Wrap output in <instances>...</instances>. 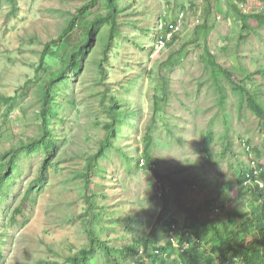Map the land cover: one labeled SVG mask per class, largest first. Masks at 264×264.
Here are the masks:
<instances>
[{
	"label": "rangeland",
	"instance_id": "374dc122",
	"mask_svg": "<svg viewBox=\"0 0 264 264\" xmlns=\"http://www.w3.org/2000/svg\"><path fill=\"white\" fill-rule=\"evenodd\" d=\"M86 1L17 0L13 9L7 0H0V91L16 98L9 115V104L0 101L3 152L39 133V88L46 78L44 71L60 65L67 46L54 47L53 57L46 58V68L37 73L40 55L46 44L58 38L70 14ZM124 3L126 9L118 16L121 35L104 62L105 79L96 64L103 59L100 44L107 25L93 35L94 47L84 58L81 74L68 71V84L60 86L57 96L64 103L66 119L59 136L65 142L44 170L46 181L31 184L41 173L42 151L23 153L16 161L19 168L12 191L0 207V264H68L69 256L90 244L83 218L91 206L87 198L92 191L104 194L96 198L106 210L101 223L106 229L101 232L103 239L116 246L130 242L132 235L123 232L121 217L125 216L136 221L138 235L155 230L158 241L165 243L168 224L155 223L163 208L158 198L162 181L157 173L169 176L163 179L169 197L167 218L180 222L185 215L176 201L180 187L170 179H188L182 199L195 210L202 208L198 214L203 219L212 220L217 211L205 210L206 198L218 195L221 188L231 190L232 197L228 196L236 198L239 169L248 168L251 158L264 168V130L259 118L225 77L217 81L206 54L209 50L217 62L233 71L235 80L246 79L247 87L264 103V26L252 19L254 29L242 39L238 11L264 10V0H249L237 10L227 0H122ZM180 11L186 15L183 30L171 45L160 46V32ZM205 22L211 31L208 46L202 47L193 39L195 28ZM75 32H80L79 27ZM222 85L228 95L224 103ZM112 95L123 97L136 116L127 118L115 140L116 148H109L99 159L103 175L81 176L88 157L97 153L108 133L105 125L111 120L107 109ZM148 135L153 137L152 168L146 167L144 159ZM250 206V201L239 196L226 208ZM92 218L93 214L87 217L90 227ZM122 234L127 237L121 238ZM218 256L214 253V261ZM102 260L99 255V262Z\"/></svg>",
	"mask_w": 264,
	"mask_h": 264
},
{
	"label": "trees",
	"instance_id": "16d2710c",
	"mask_svg": "<svg viewBox=\"0 0 264 264\" xmlns=\"http://www.w3.org/2000/svg\"><path fill=\"white\" fill-rule=\"evenodd\" d=\"M227 1L231 2L234 9L237 10L239 5L242 6L249 0ZM7 2L15 9L17 0H7ZM121 3L122 0L86 1L66 19V23L58 34V38L46 44L42 50L39 60L40 64L36 70L37 73L41 69L46 68V58L53 57L54 47L58 48L63 44L67 46L60 58V65L52 69L46 68L44 71L46 78L39 88V133L28 141L22 140L18 146L6 152H3L0 148V207L5 200V196L12 191L10 187L15 181V175L19 168V164L16 161L22 157L23 153L33 151H42L44 153L41 173L31 184L33 185L34 183L35 185L36 183L40 184L46 181L44 170L51 163V157L55 151L59 150L65 142L59 136L61 133L59 127L62 126L66 119L62 114L65 107L64 103L57 96L60 92V86L68 84V71L74 70L77 74H81L84 67V58L88 57V54L94 47L92 42L93 35L99 33L107 25L108 27L105 31L107 38L105 37L104 40H101L100 44L103 59L96 64L102 80L105 79L107 69L104 62L108 60L109 51L113 48L116 37L121 35V31L119 30L121 23L118 21V16L126 9L127 5L126 3ZM238 11L242 20V39L246 36L248 37L249 33L253 31L254 27L251 25L252 19L257 22L258 26H264V10L255 12L251 9V11L246 12L243 8H240ZM184 12H178V15L164 26L158 36V40L167 41L166 45H171L177 39V36L184 28V22L181 23L182 27L180 30L175 31V26L180 24V15H185ZM77 27L80 29L79 33L75 32ZM210 29L211 27L206 22L204 25H198L195 28L194 33L196 36L193 41H198L202 47H207L208 44L206 42L211 31ZM169 33H172L170 40L167 39ZM201 40H203L204 45L201 44ZM154 48L155 46H152L153 50ZM206 54L210 57L211 65L215 68L213 75L217 81L220 80V77H225L230 82L234 92L239 94V98L242 101L244 98L248 101L249 107L259 118L261 129L264 130V103L258 100V93L247 87L246 79L242 81L235 80L234 72L217 62L209 50L206 51ZM263 66L262 70L264 69ZM219 83L222 84L221 81ZM220 89L221 102L224 103L228 95L223 85ZM15 99L12 96H5L0 91V101L9 104L6 114L9 115L11 109H13V101ZM110 100L111 104L107 111L111 120L105 125L108 133L102 140L97 153L88 157L85 171L79 174L81 176H85V174H89L90 176L103 175L102 171L105 169L98 164L99 159L107 155L109 148H116L115 140L121 136L127 118L129 121V118L136 116L137 112L128 108V104H126L127 102L123 97L118 98L116 95H112ZM55 122L58 125V130L54 124ZM117 123L119 124L118 126ZM145 139L148 143L144 151V159L146 167L152 168L154 158L150 147L153 137L148 135ZM244 144L250 145L248 141L244 142ZM118 149L122 151L121 148ZM123 155L129 159V162L132 160V157L127 156L125 153ZM138 163H141V159ZM257 167L260 173L259 178L264 181V168L259 164ZM247 170L248 168L239 169L241 184H239L236 198L238 199L241 196L242 199L250 201L251 206L248 209L235 207L228 210L226 205L232 202V199L236 200V198H231L232 196L229 194L231 190L221 188L218 191V195L211 198L208 197L205 200L206 211H217L212 220L203 219L198 214L199 211L203 210L202 208L195 210L192 208L193 206L186 204L182 199L181 195L182 193L184 194L186 188L184 185H189L190 182H188V179L181 181L170 179L172 185L180 187V191L176 194V201L179 204V208L185 211L184 218L180 222L171 221L167 218L169 197L163 179L169 178V176L157 173V178L162 181V191L158 198L163 201V208L160 210L155 223L159 226L162 222L168 224L167 232L169 236L165 243L158 241V233L155 230H151L145 235H138L135 232V229L138 227L134 224L136 221L130 222L128 217L125 216L121 217L124 226L123 232H129L132 235L130 242L116 246L111 244L110 240L103 239L101 232L106 229L104 230V225H101V223L106 218L104 213L106 210L104 206L101 207L97 204L96 198L104 194L92 191L91 195L87 198L91 206L87 208L83 218L90 244L82 248L78 253L69 256L68 264H264V188L256 185H254L255 187L253 186L256 175H254L253 169L248 172ZM247 179H250L249 182L251 184L247 186L243 185ZM85 182L89 185L91 180L88 179ZM30 188L26 192V196L30 195L32 190ZM91 214H93V218L90 227L87 225V217ZM225 215H229V218L226 220L221 219ZM125 235L127 234H122L121 238L125 239L127 237ZM174 238L175 243L180 244V247L176 246V244L174 245ZM185 243H188V246L182 252L181 248ZM210 244L211 248H209ZM214 253H218L219 255L217 261H214ZM175 254H178L177 258ZM99 255H102V262H99ZM1 257L2 252L0 250Z\"/></svg>",
	"mask_w": 264,
	"mask_h": 264
},
{
	"label": "built area",
	"instance_id": "2783aa9c",
	"mask_svg": "<svg viewBox=\"0 0 264 264\" xmlns=\"http://www.w3.org/2000/svg\"><path fill=\"white\" fill-rule=\"evenodd\" d=\"M184 19H185V15H184V14H181V15H180V19H179L180 24L177 25V26H175V31L181 29V27H182L181 23L184 22V21H183ZM199 22H200V21L197 20L196 23H199ZM171 38H172V33H169L168 36H167V39L170 40ZM166 42H167V41L160 40V41H159L160 46L165 45ZM257 165H258V164L256 163V161H254V162L252 163V168H253V170H254V175H256V179L253 181V186L256 185V186H260L261 188H264V182L261 180V178H259L260 173H259V170H258ZM251 177H252V176H251ZM251 182H252V180H251ZM160 195H161V193H160ZM173 241H174V245L176 244V246H178V247L181 246L180 244L175 243V238H174ZM187 246H188V243H185V245L181 248V251L184 252V251L186 250V247H187Z\"/></svg>",
	"mask_w": 264,
	"mask_h": 264
},
{
	"label": "clouds",
	"instance_id": "9594fccd",
	"mask_svg": "<svg viewBox=\"0 0 264 264\" xmlns=\"http://www.w3.org/2000/svg\"><path fill=\"white\" fill-rule=\"evenodd\" d=\"M246 145V144H245ZM248 150H250V146H248V148H247ZM254 161H257V160H253L252 158H251V161L249 162V166H248V170H247V172L248 171H250V170H252L253 168H252V163L254 162ZM248 177V176H247ZM249 180L250 179H247L244 183H243V185H249V184H251L250 182H249ZM262 181H263V179H261ZM264 182V181H263ZM255 187V186H254Z\"/></svg>",
	"mask_w": 264,
	"mask_h": 264
}]
</instances>
